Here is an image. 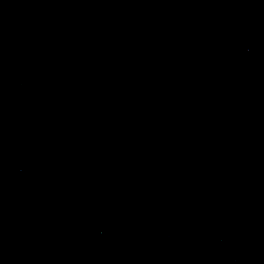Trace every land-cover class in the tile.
Listing matches in <instances>:
<instances>
[{
    "label": "water",
    "instance_id": "95a60500",
    "mask_svg": "<svg viewBox=\"0 0 264 264\" xmlns=\"http://www.w3.org/2000/svg\"><path fill=\"white\" fill-rule=\"evenodd\" d=\"M0 264H264V0H0Z\"/></svg>",
    "mask_w": 264,
    "mask_h": 264
}]
</instances>
